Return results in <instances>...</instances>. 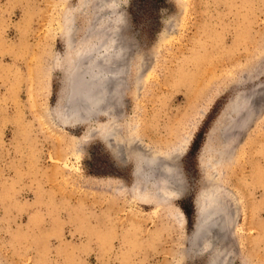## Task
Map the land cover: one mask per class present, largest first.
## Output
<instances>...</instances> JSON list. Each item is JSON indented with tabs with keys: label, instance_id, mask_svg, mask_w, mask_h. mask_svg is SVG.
Returning a JSON list of instances; mask_svg holds the SVG:
<instances>
[{
	"label": "rangeland",
	"instance_id": "obj_1",
	"mask_svg": "<svg viewBox=\"0 0 264 264\" xmlns=\"http://www.w3.org/2000/svg\"><path fill=\"white\" fill-rule=\"evenodd\" d=\"M109 39L126 57L97 56L123 68L107 79V111L74 123L70 70ZM136 137L161 149L185 140L172 207L135 200ZM204 195L233 198L214 208L236 223L235 243L226 231L210 253L215 226L194 233ZM227 257L264 264V0H0V264Z\"/></svg>",
	"mask_w": 264,
	"mask_h": 264
},
{
	"label": "bare ground",
	"instance_id": "obj_2",
	"mask_svg": "<svg viewBox=\"0 0 264 264\" xmlns=\"http://www.w3.org/2000/svg\"><path fill=\"white\" fill-rule=\"evenodd\" d=\"M111 1H113V0H111ZM111 3H113V2H111ZM113 5H115V4H113ZM65 24L67 26V31H68V33L66 35V37H67L66 41H67V43H71L70 39L72 41V38H70L69 36L71 35L70 34L71 30L74 28L72 17H68L67 22H65ZM115 32H116V30H115ZM115 38H116V36H115ZM102 47L106 50L104 52L102 51L103 53H101L100 56L102 55V58H104L105 61H106V59H108L107 57H110L111 54H114V53L117 54V55H114L115 56L114 58L117 59L118 61H120L122 56H125L124 53H123V55L121 54L122 51L124 50V47L121 45V43H117L116 39L114 41L110 40L108 42L102 43V46H99V48H97V50L94 49V53L90 57L86 56L87 59L84 58L85 57L84 52L83 53L81 52L77 55V58L75 59L76 60L75 65L71 68L70 73H69V76L71 77V79L74 76V80H73L74 82L71 83V85L74 84L72 86L74 90L72 91V93L69 97V99H70L69 101H70L71 105L67 104V107H66L67 111H70L73 115H75L74 116L75 117L74 123L82 121V120H84V118L90 119L99 111H103V110L107 111L105 109L101 110L102 108H100V103H101L102 99H104L106 101L108 100V98H107L108 97V91H109V87H111V86H108L106 84L107 79L111 78V80H112L113 79L112 77H114L116 75L115 73H119L118 71L120 69L123 70V68L118 67V68H115V70H113L111 72L110 70H108V68L106 69V66H107L106 64L109 65V63L105 64V63L101 62L102 64L99 66V63H98L99 60L97 61V56L99 55V52L101 51ZM125 50H126V48H125ZM118 55L119 56L122 55L120 57V59L117 58ZM110 58H112V57H110ZM122 61H126V60L122 59ZM122 61H121V63L119 62V66H122V64L125 63ZM110 62H112V64H113V62H114V64L116 63L115 61H110ZM112 66L113 65H111V67ZM108 71L113 73V75L111 77L107 76V75H110V74H107V73H109ZM78 72H80L81 74H77ZM84 75H85V77H84ZM115 77L117 78V76H115ZM111 80H108V81L112 82ZM115 82H114V84H116ZM120 82H121V80L120 81L117 80V84L114 85L115 88H112L113 90H115V93L119 90V87H120L119 83ZM78 85H79V87H78ZM79 88L82 91V92H80V97L77 95V91H76ZM110 92H112V91H110ZM111 94H113V93H111ZM81 101H82V103H81ZM77 103H78V105H80V104L81 105L84 104V106L88 105V107L91 108L90 110H92L93 112H88V113H90V115H87L86 113L83 114L82 111L80 114L77 113L78 112V110H76L77 107L76 106H75L76 108L72 107V104L74 106V105H77ZM110 106H111V104H110ZM82 108H83V106H82ZM77 114H79V115L77 116ZM108 114H110V112H108ZM114 133H115L114 131H108L106 134L101 136V139L104 141L106 146L113 152L114 157L116 159H118L119 158L118 154H116V151L115 152L113 151L114 148L112 146H110L109 142L107 141V139H109L108 136H111V134H114ZM136 138H134L133 143L130 141H127V143H126L127 147H131L130 145L133 144V146L138 148V151L136 152L135 159H132L133 164H134V177L136 178L135 180H136L137 185H138V192L137 193L135 192V195H134L135 200L139 201L145 205L161 206L164 204L168 207H172L173 201L176 200L180 195V193H178L179 189H180L179 186H181V187L183 186L181 184L182 182H180L181 178H180V175H179L177 167H176V158H178V154H177L178 151H180L185 146V144H184L185 140L183 142H178L176 144H173L169 148L166 147L164 149H161V147H159V148L154 147L153 148L152 146H146L140 140V138H137V139ZM232 150H233V148H232ZM176 154H177V156H176ZM228 160H229V158H228ZM181 191H182V189H181ZM224 194H223V196H224ZM227 197H229V196L227 195ZM232 201H233V198H232ZM232 201H230V202H232ZM215 202H217V205L219 207H221V209H225V207H227L228 203H230L229 198L228 199L227 198L226 199L225 198L224 199L219 198L218 201L215 200L214 203ZM214 203H211L210 198L208 196H205V200L196 201V203H195L196 210H197V212H196L197 218H196V226L194 229V233L197 234L200 231H202L204 226H205V231H206L207 226H211V225L215 226V229L214 228H212V229L208 228V232L205 234L207 237V242L205 244L206 245L205 246V252H208V253L211 252L210 250L212 248L214 241H216L222 233L225 235L229 231L231 238L233 239V242L235 243V237L233 234V230H234L235 224H236L233 219H235V218L233 217V219H232V216H231V218H229L230 216L227 217L226 213H223L220 210H215V208H214L215 204ZM234 206H236V205H234ZM234 206H233V208H235ZM230 208H232V205H231V207L228 208V210H231ZM230 219H231V221H230ZM229 222H230V224H229ZM211 227H213V226H211ZM231 231H232V233H231ZM207 235H209V237ZM226 236H224V237H226ZM196 237H198V236H196ZM218 246H220V244ZM226 255H228V254H226ZM229 260H230L229 257L224 258V262L221 261V264L222 263L223 264H230ZM215 262H216V260H215ZM215 264H220V263L216 262Z\"/></svg>",
	"mask_w": 264,
	"mask_h": 264
},
{
	"label": "water",
	"instance_id": "obj_3",
	"mask_svg": "<svg viewBox=\"0 0 264 264\" xmlns=\"http://www.w3.org/2000/svg\"><path fill=\"white\" fill-rule=\"evenodd\" d=\"M196 207V206H195Z\"/></svg>",
	"mask_w": 264,
	"mask_h": 264
}]
</instances>
